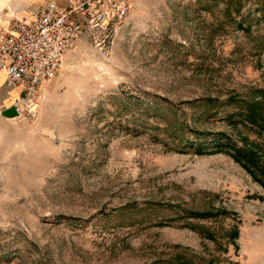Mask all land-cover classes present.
<instances>
[{
	"label": "rangeland",
	"instance_id": "rangeland-1",
	"mask_svg": "<svg viewBox=\"0 0 264 264\" xmlns=\"http://www.w3.org/2000/svg\"><path fill=\"white\" fill-rule=\"evenodd\" d=\"M258 2L131 0L85 24L35 109L0 113V264H264V188L183 147L224 133L264 168Z\"/></svg>",
	"mask_w": 264,
	"mask_h": 264
},
{
	"label": "built area",
	"instance_id": "built-area-1",
	"mask_svg": "<svg viewBox=\"0 0 264 264\" xmlns=\"http://www.w3.org/2000/svg\"><path fill=\"white\" fill-rule=\"evenodd\" d=\"M130 9L131 0H79L68 6L48 1L30 16L5 22L1 10L0 71L6 84L18 89L11 105L15 117L35 109L42 86L61 70L86 23L121 19Z\"/></svg>",
	"mask_w": 264,
	"mask_h": 264
},
{
	"label": "trees",
	"instance_id": "trees-1",
	"mask_svg": "<svg viewBox=\"0 0 264 264\" xmlns=\"http://www.w3.org/2000/svg\"><path fill=\"white\" fill-rule=\"evenodd\" d=\"M257 10L264 17V3H257ZM253 112V109L251 110ZM249 113V115L251 114ZM239 115L238 122L242 120H247L248 123H253L254 120H250L249 117H245L242 113H237ZM231 118V117H230ZM262 124L264 120L261 121ZM194 134V141L186 140L183 145L185 148H191L197 154H205V153H213L219 151H227L232 157L239 163L251 176L252 178L258 182L264 188V168L261 165V159L258 153L249 146L237 145L230 137L225 135L224 133H212L207 131H201L198 129H190ZM208 143V144H207ZM185 150V149H181ZM183 218H198L209 216L208 213H200V212H192L190 210L186 211L182 209ZM237 235V231H234L233 238Z\"/></svg>",
	"mask_w": 264,
	"mask_h": 264
},
{
	"label": "crops",
	"instance_id": "crops-1",
	"mask_svg": "<svg viewBox=\"0 0 264 264\" xmlns=\"http://www.w3.org/2000/svg\"><path fill=\"white\" fill-rule=\"evenodd\" d=\"M48 1H54L61 6H68L79 0H0L3 22L11 17L30 16L40 6ZM16 90V91H15ZM18 89L10 88L5 81L4 74L0 71V113L11 107ZM14 109V108H13ZM15 111V110H14ZM15 116V115H13Z\"/></svg>",
	"mask_w": 264,
	"mask_h": 264
},
{
	"label": "bare ground",
	"instance_id": "bare-ground-1",
	"mask_svg": "<svg viewBox=\"0 0 264 264\" xmlns=\"http://www.w3.org/2000/svg\"><path fill=\"white\" fill-rule=\"evenodd\" d=\"M43 87V86H42ZM16 91V90H15ZM16 97V96H15Z\"/></svg>",
	"mask_w": 264,
	"mask_h": 264
}]
</instances>
